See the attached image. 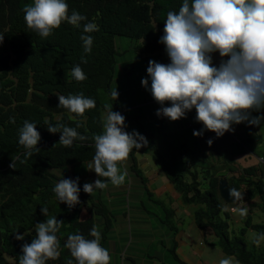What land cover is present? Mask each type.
Here are the masks:
<instances>
[{
	"label": "trees",
	"instance_id": "obj_1",
	"mask_svg": "<svg viewBox=\"0 0 264 264\" xmlns=\"http://www.w3.org/2000/svg\"><path fill=\"white\" fill-rule=\"evenodd\" d=\"M31 3L32 0H0V35L3 36L0 42V264H18L21 244L30 242L35 236V224L53 216L61 221L56 233L60 255L56 260H48L47 264H66L67 259H71L63 247L67 236L79 231L85 238L92 239L88 233L93 225L100 233V246L106 248L109 255L110 249L115 247V238L119 237L122 247L118 254L122 262L135 264L133 254H125L122 249L127 240L135 237L166 247L172 263L184 264L175 254L177 221L184 223L181 219L184 213L177 216L174 202L192 214L196 227L214 236L210 244L238 264H264V243L257 247L247 243L258 242L264 236L263 175L256 165L236 168L233 157L244 153L241 148L229 149L227 162L212 163L204 151L196 154L195 147L189 145L185 137H181L183 141H171L168 134L160 136L157 130L155 138V133L147 131L141 122L139 132L147 144L129 152L128 166L117 162L118 170L126 173L121 185L113 186L108 182L105 188L94 189L90 195L81 190L79 204L71 209L58 203L51 191L58 180L79 177L76 165L92 161L94 147L91 138L103 132V118L110 108L124 116L125 125L129 120L135 121L136 114L128 115L126 110L136 108L131 106L138 103L140 92L131 93L132 96L137 94L131 103L124 106L121 102L132 92L126 94L127 90L134 87L131 84L136 78L137 67L133 57L139 56L144 61L154 59L160 63L168 61L163 45L157 40L162 34L166 13L178 11L181 0H66L68 14L75 10L85 16L81 26L89 21L98 26L96 31L85 33L92 36V46L87 54V64H80L87 76L81 82L72 79L70 70L80 63L82 27L77 28L65 20L53 29L51 35L41 39L25 26L23 9ZM122 38L129 43L120 51L117 40ZM145 76L144 71L138 74L139 78ZM115 89L118 96L113 101L110 93ZM77 93L92 97L95 107L83 115L57 107V95ZM10 117L15 123L10 122ZM25 119L36 121L35 127L40 133L38 149L28 158L17 144L16 132ZM150 119L151 126L161 123V117ZM165 120L169 121L164 117ZM58 121L75 127L88 140L74 141L71 147L62 146L58 141L60 133H48L45 124ZM130 124L126 125L125 131L130 132ZM165 129L168 130L166 124ZM236 144L242 146L240 141ZM143 155H147L160 170L158 173L155 168L153 175L163 174L173 186L176 198L170 194L171 197L164 201L153 188L147 187L150 176L145 175L138 164L139 158L145 159ZM131 174L139 179L142 197L165 208L164 218L155 212L148 214L149 219L157 217L152 222L147 220V230L138 225L132 227L131 223L122 228L119 221L130 217L122 210L126 203V178ZM221 176L226 177L230 188L243 194L247 213L243 219L240 217L241 223H234L233 213L229 211L233 204L225 203L219 197L217 183ZM77 183L81 187L84 182L79 179ZM132 193L129 189L126 196L129 198ZM143 205L140 201L138 206ZM41 207L47 208L46 216L41 213ZM232 224L235 225L232 227ZM249 230L255 235L246 241ZM16 233H25L24 240H16ZM150 248L151 245L144 249L142 258L154 264H167L165 257L158 255L157 251L151 254ZM109 264H113L111 259Z\"/></svg>",
	"mask_w": 264,
	"mask_h": 264
},
{
	"label": "clouds",
	"instance_id": "obj_2",
	"mask_svg": "<svg viewBox=\"0 0 264 264\" xmlns=\"http://www.w3.org/2000/svg\"><path fill=\"white\" fill-rule=\"evenodd\" d=\"M23 12L25 26L41 39L51 35L53 29L65 20L77 28L82 27L80 63L73 65L70 71L74 81L86 80L80 64L88 62L92 36L85 33L96 31L98 26L91 21L81 26L85 16L75 10L68 14L66 0H32L31 5H25ZM2 40L0 35V42ZM157 43L163 45L168 62L149 59L146 76L140 80V85L159 105L155 110L157 117L175 121L194 110V121L201 127L193 130V136L211 131L217 138L225 131H233L235 124L257 126L264 121V112L261 111L264 109V0H181L178 11L166 13ZM213 54L219 57L218 63H213ZM110 95L114 101L118 92L115 89ZM57 100V107L76 115H83L95 107V100L83 93L57 95ZM253 112L257 115H252ZM9 119L15 123L14 119ZM124 119L112 108L107 111L102 123L103 132L91 138L94 154L87 168L99 178L91 183L85 182L81 187L77 183L79 177L58 180L51 189L58 203L71 209L79 204L81 190L90 195L94 189L105 188L108 182L113 186L124 182L126 173L118 170L117 162L127 159L132 149L138 150L147 144L146 138L136 130L125 131ZM45 124L48 133H60L58 141L64 147H71L74 141L88 140L75 127L59 121ZM36 125V121L25 119L16 130L17 144L23 148L25 158L38 149L40 133ZM250 137L256 139L260 136ZM207 143L211 144L212 139L209 138ZM229 152L224 153L225 157ZM236 157H233L235 161ZM258 157L264 162L263 155ZM215 160L224 163L218 155L214 156L212 163ZM147 164L140 168L144 169ZM154 166L149 169L152 175L156 172ZM220 178L226 179L224 176ZM165 184L171 187L170 193L176 198L173 186L168 181ZM242 195L235 188L228 189V196L232 198V203L228 204H233L229 211L234 218L239 213L243 219L247 213ZM174 205L177 208L175 202ZM40 211L47 215L46 207H41ZM60 225L61 221L55 216L36 223L35 236L30 242L21 244L18 264H47L48 260H56L60 255L56 235ZM202 231L209 236L210 233ZM25 235L16 233L14 238L23 241ZM88 235L92 239L85 238L79 231L67 236L63 247L71 259H67L66 264H109L111 257L108 250L100 246V233L95 225ZM220 264H232L231 258L221 259Z\"/></svg>",
	"mask_w": 264,
	"mask_h": 264
},
{
	"label": "rangeland",
	"instance_id": "obj_3",
	"mask_svg": "<svg viewBox=\"0 0 264 264\" xmlns=\"http://www.w3.org/2000/svg\"><path fill=\"white\" fill-rule=\"evenodd\" d=\"M128 43L129 42L124 38L120 39V41L117 40V44H119L120 51H122L123 48L126 47ZM126 55H128V53H126ZM133 58L136 61V67H137L135 71L136 78L132 80L133 82L131 84V86H134V87H132V89L127 90L126 94H128L129 91H132V92H130V95H126L125 98L121 101L122 104L125 106L129 102L131 103L133 100H136L135 97L137 96V94L132 96L135 92L136 93L140 92V96L137 101L138 103L136 105L131 106V107H136L137 109L127 107L130 109L126 110V113L128 115L136 114L135 121L132 122L131 120H129L126 123V125L131 123L129 125L130 131L136 128L134 130L139 132L140 127L138 126V124L142 122L144 125V128L147 131L155 133V138H157L156 136L157 130L160 136L163 133L168 134L167 135L168 140H171V141H174L175 139H178L179 141H183L184 140L183 138L185 137L187 140H189L188 144L195 147L196 154H200L201 152L204 151L209 156L208 159H211V160H214V156L218 155V157L222 161L227 162L230 157L229 156L225 157L224 153L228 154L229 149L231 151H234V150L236 151L239 148H241L242 150H244V153L236 157V161L234 163L236 168L239 169L245 165H256L259 167L264 177V162L260 161L258 157L261 155L264 156V121H261V123L257 126L247 125L245 123L235 124L232 126L234 129L233 131L231 132L225 131V133L218 138L215 137L214 133L211 131H204L203 137L193 136L192 134L193 130L194 129L198 130L201 127L199 123L194 121V116H195L194 110L187 112L185 117L177 119L175 121L169 120L168 122H166V120L164 121V117L161 116L160 124L161 125L163 124L164 126L161 127V125L158 123L151 126L149 125V121L151 120L150 117L156 116L155 110L159 107V105L151 98L150 94L140 85V80L142 77L140 78L138 77V74H142V71L145 72L148 59L144 61L143 58L139 56H136ZM153 61L155 60L153 59ZM218 61H219V57L216 54H213V63H218ZM167 62L168 61H164L162 63H167ZM145 75H146V72H145ZM165 104L167 105V102H165ZM261 111L264 112V109H262ZM252 115L255 116L257 115V113L253 112ZM165 124L167 125L168 130L165 129ZM256 135H259L262 141L260 142L249 141L243 138L244 136H256ZM209 138L212 139L211 144L207 143V140ZM239 141L242 143V146H238L236 144V142H239ZM145 148L146 147L142 148L141 151H144ZM148 154L151 155L152 151L149 150ZM143 157H145V159L138 157L139 166L143 167L145 163H148L144 168L145 170L143 169L144 170L143 172L145 175H152L149 169L153 167L154 163H152L151 160L147 158L148 157L147 155H143ZM91 162L92 161L87 162L85 164L83 163L78 164L75 166L77 173H79V179L83 181L84 183L85 182L90 183V181H92L93 179L99 178L97 177V174H95L92 170L87 169L88 165ZM213 163H217V160H215V162ZM118 164L119 165L124 164L128 166V157L125 160L118 161ZM157 172L160 173V170L157 169ZM138 182H139V179L135 177L133 174H131L129 177L126 178V187H125L126 203L123 207L122 213L125 212L127 216H130V217L121 219L119 221L122 225V228L131 223L132 227L135 225H138L147 230L148 225H149V222H147V220L152 222L157 217L156 216V217H152L149 219L148 214L155 212L158 215V217L164 218L163 211L165 208L161 207V205H154L151 201H147V198L145 196L142 197L143 191L141 189V186L140 185L138 186ZM165 182H167V180L165 179L163 174H155L149 177L148 184H147V187L150 188V190L153 188L156 195H158L164 201L167 200L168 196L171 197L170 191L172 192V189L169 190V188L165 186ZM129 189L133 193L128 198L126 195ZM174 194L177 195L175 191H174ZM140 201H143V204H144L143 206H138L140 204ZM166 206L168 207L169 205H166ZM179 208L183 209V206H179ZM184 210H185L184 215L181 216V219H184V223L181 224L180 221H177L178 232H180V230H184V231L187 230L188 225H190L193 230H196V226L194 225L192 221V214L188 212L186 208H184ZM148 211L149 213H147ZM122 215H119L118 217ZM261 215H262L261 213H258V216L262 217ZM140 218L143 219L144 221L140 220ZM254 219L257 220L256 217H254ZM139 221H142V224H140ZM234 223L236 224L241 223L239 213L236 214L234 218ZM234 225L235 224H232V227ZM148 232L149 230L147 231V233ZM254 235H255V232L249 230L245 235L246 236L245 240L247 241L248 237H253ZM145 239L146 238L137 240L135 239V237H133V239H130L129 241L127 240V242L125 243L126 245L122 248L123 251L125 250V254H128V255L133 254V256L135 257L134 259L135 264H154L153 262L146 260L142 258L141 256L144 249H146V247H149V245H151V248H150L151 254H154L155 253L154 251H157L158 255L160 254L161 257H165L167 264H176L175 262L172 263L173 261L170 258V256L167 254V250L165 249L166 247H163L160 244L146 242ZM247 243L248 245L252 244V245H255V247H257L258 245L264 243V236L260 237L258 242L248 241ZM113 245L115 247L110 249V257H111V261H113V264H129L127 261L122 262L119 257L118 251L122 247V243L120 242L119 237L115 238ZM152 245L156 247L154 248Z\"/></svg>",
	"mask_w": 264,
	"mask_h": 264
},
{
	"label": "crops",
	"instance_id": "obj_4",
	"mask_svg": "<svg viewBox=\"0 0 264 264\" xmlns=\"http://www.w3.org/2000/svg\"><path fill=\"white\" fill-rule=\"evenodd\" d=\"M243 138L257 142L262 141L260 137H258L257 140L255 137L250 136H244ZM165 185L171 189L168 184ZM184 208L182 209L177 206L175 209L177 216L182 212L184 213ZM177 238L178 243L175 254L184 264H220V260L225 258H231L232 264H238L234 258L224 254L215 245L210 244L214 241V236H211V234H209V236L204 234L203 231L197 229V227L196 230H193L191 226L188 225L187 230L180 231Z\"/></svg>",
	"mask_w": 264,
	"mask_h": 264
},
{
	"label": "water",
	"instance_id": "obj_5",
	"mask_svg": "<svg viewBox=\"0 0 264 264\" xmlns=\"http://www.w3.org/2000/svg\"><path fill=\"white\" fill-rule=\"evenodd\" d=\"M229 185L225 178H220L217 183V190L220 198L226 203H232V198L228 196Z\"/></svg>",
	"mask_w": 264,
	"mask_h": 264
}]
</instances>
